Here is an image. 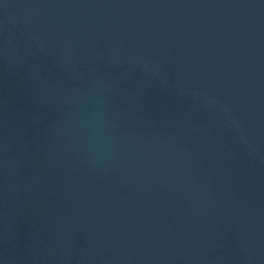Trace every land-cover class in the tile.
I'll return each mask as SVG.
<instances>
[{
	"label": "water",
	"instance_id": "obj_1",
	"mask_svg": "<svg viewBox=\"0 0 264 264\" xmlns=\"http://www.w3.org/2000/svg\"><path fill=\"white\" fill-rule=\"evenodd\" d=\"M0 264H159L1 94Z\"/></svg>",
	"mask_w": 264,
	"mask_h": 264
}]
</instances>
